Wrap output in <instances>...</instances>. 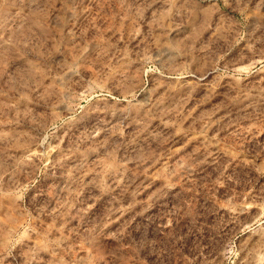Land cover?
Segmentation results:
<instances>
[{
	"label": "rangeland",
	"instance_id": "1",
	"mask_svg": "<svg viewBox=\"0 0 264 264\" xmlns=\"http://www.w3.org/2000/svg\"><path fill=\"white\" fill-rule=\"evenodd\" d=\"M247 259L264 0H0V264Z\"/></svg>",
	"mask_w": 264,
	"mask_h": 264
},
{
	"label": "bare ground",
	"instance_id": "2",
	"mask_svg": "<svg viewBox=\"0 0 264 264\" xmlns=\"http://www.w3.org/2000/svg\"><path fill=\"white\" fill-rule=\"evenodd\" d=\"M252 257V256H251ZM252 263H253V260H252ZM244 264H251V262H249V260L247 259Z\"/></svg>",
	"mask_w": 264,
	"mask_h": 264
}]
</instances>
